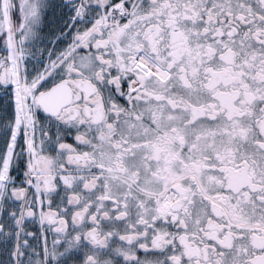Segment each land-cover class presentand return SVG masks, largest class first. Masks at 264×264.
Instances as JSON below:
<instances>
[{
	"label": "snow or ice",
	"instance_id": "snow-or-ice-1",
	"mask_svg": "<svg viewBox=\"0 0 264 264\" xmlns=\"http://www.w3.org/2000/svg\"><path fill=\"white\" fill-rule=\"evenodd\" d=\"M0 264H264V0H0Z\"/></svg>",
	"mask_w": 264,
	"mask_h": 264
}]
</instances>
